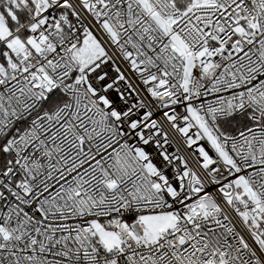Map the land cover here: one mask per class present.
Instances as JSON below:
<instances>
[{
  "label": "snow or ice",
  "instance_id": "1",
  "mask_svg": "<svg viewBox=\"0 0 264 264\" xmlns=\"http://www.w3.org/2000/svg\"><path fill=\"white\" fill-rule=\"evenodd\" d=\"M0 264H264V0H0Z\"/></svg>",
  "mask_w": 264,
  "mask_h": 264
}]
</instances>
